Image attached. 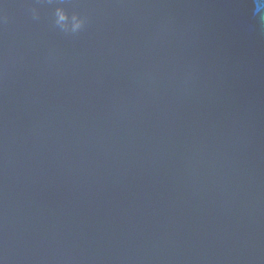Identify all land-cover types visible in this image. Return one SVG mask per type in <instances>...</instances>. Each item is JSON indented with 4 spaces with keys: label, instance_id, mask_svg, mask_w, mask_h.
I'll return each instance as SVG.
<instances>
[{
    "label": "water",
    "instance_id": "95a60500",
    "mask_svg": "<svg viewBox=\"0 0 264 264\" xmlns=\"http://www.w3.org/2000/svg\"><path fill=\"white\" fill-rule=\"evenodd\" d=\"M66 5L0 0V264H264L251 0Z\"/></svg>",
    "mask_w": 264,
    "mask_h": 264
},
{
    "label": "clouds",
    "instance_id": "9594fccd",
    "mask_svg": "<svg viewBox=\"0 0 264 264\" xmlns=\"http://www.w3.org/2000/svg\"><path fill=\"white\" fill-rule=\"evenodd\" d=\"M54 4L52 23L55 28L65 35L78 34L86 24V17L77 11H70L66 0H49ZM252 16L255 18V27L261 36H264V0H251ZM32 18L39 19V11L33 7Z\"/></svg>",
    "mask_w": 264,
    "mask_h": 264
}]
</instances>
